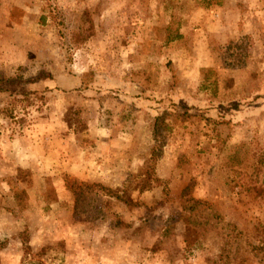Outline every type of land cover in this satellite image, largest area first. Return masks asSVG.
<instances>
[{
  "label": "rangeland",
  "instance_id": "obj_1",
  "mask_svg": "<svg viewBox=\"0 0 264 264\" xmlns=\"http://www.w3.org/2000/svg\"><path fill=\"white\" fill-rule=\"evenodd\" d=\"M264 0H0V264H264Z\"/></svg>",
  "mask_w": 264,
  "mask_h": 264
},
{
  "label": "trees",
  "instance_id": "obj_2",
  "mask_svg": "<svg viewBox=\"0 0 264 264\" xmlns=\"http://www.w3.org/2000/svg\"><path fill=\"white\" fill-rule=\"evenodd\" d=\"M259 162L261 165H264V155L259 158Z\"/></svg>",
  "mask_w": 264,
  "mask_h": 264
}]
</instances>
